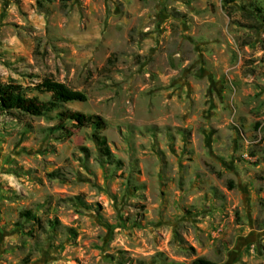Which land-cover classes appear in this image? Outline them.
<instances>
[{
    "label": "rangeland",
    "instance_id": "rangeland-1",
    "mask_svg": "<svg viewBox=\"0 0 264 264\" xmlns=\"http://www.w3.org/2000/svg\"><path fill=\"white\" fill-rule=\"evenodd\" d=\"M48 79L87 99L0 113V264H264V0H0V82Z\"/></svg>",
    "mask_w": 264,
    "mask_h": 264
},
{
    "label": "trees",
    "instance_id": "trees-1",
    "mask_svg": "<svg viewBox=\"0 0 264 264\" xmlns=\"http://www.w3.org/2000/svg\"><path fill=\"white\" fill-rule=\"evenodd\" d=\"M260 11L259 8L255 9ZM30 89L21 84L13 82H0V113H10L14 111L26 113L29 115H45L52 111L62 108L66 103L86 101V94L79 90L69 88L65 83L48 79L35 85L32 90L39 93H48V100H39L36 97L28 95ZM58 122L49 128L51 132L61 131L65 136H70L72 132L67 128L70 123L72 127H90L92 137L95 141L98 151L106 161H113V153L108 143L107 137L103 134L106 121L98 114H85L81 111L62 110L57 113ZM52 176H58V172L52 173ZM30 221L39 222V219L32 211L27 210L21 213ZM53 229L58 228L59 221L54 219L50 221ZM174 264V263H172ZM191 264H217L215 261L204 257L195 258Z\"/></svg>",
    "mask_w": 264,
    "mask_h": 264
}]
</instances>
